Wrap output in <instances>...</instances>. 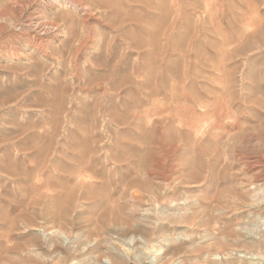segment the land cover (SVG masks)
Masks as SVG:
<instances>
[{
  "label": "rangeland",
  "instance_id": "374dc122",
  "mask_svg": "<svg viewBox=\"0 0 264 264\" xmlns=\"http://www.w3.org/2000/svg\"><path fill=\"white\" fill-rule=\"evenodd\" d=\"M0 264H264V0H0Z\"/></svg>",
  "mask_w": 264,
  "mask_h": 264
},
{
  "label": "bare ground",
  "instance_id": "6f19581e",
  "mask_svg": "<svg viewBox=\"0 0 264 264\" xmlns=\"http://www.w3.org/2000/svg\"><path fill=\"white\" fill-rule=\"evenodd\" d=\"M118 261V260H117Z\"/></svg>",
  "mask_w": 264,
  "mask_h": 264
}]
</instances>
